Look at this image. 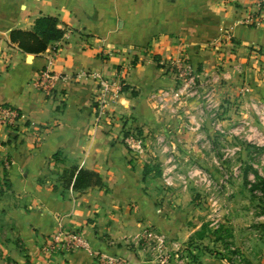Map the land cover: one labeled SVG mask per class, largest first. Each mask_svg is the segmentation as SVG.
I'll return each mask as SVG.
<instances>
[{"label": "crops", "instance_id": "0c3cea01", "mask_svg": "<svg viewBox=\"0 0 264 264\" xmlns=\"http://www.w3.org/2000/svg\"><path fill=\"white\" fill-rule=\"evenodd\" d=\"M246 4L0 0V105L25 115L16 129L0 125V264H101L87 250L45 258L41 248L60 227L84 232L93 248L129 264H153L138 245L150 224L177 243L191 237L193 184L165 187L159 170L166 158L174 157L176 169L200 167L201 178L220 182L223 151L247 148L254 155L264 148V118L253 107L264 104V17L257 27L244 24ZM41 15L57 17L64 35L41 53L23 52L10 31L32 30ZM182 57L212 90L219 127L201 113L204 98L176 97L174 68ZM46 67L60 75L52 96L35 84ZM95 74L113 83L99 119ZM237 119L240 125L228 127ZM129 131L145 139L143 153L126 143ZM161 135L167 154L159 150ZM74 167L98 172L104 185H66L64 173Z\"/></svg>", "mask_w": 264, "mask_h": 264}, {"label": "rangeland", "instance_id": "374dc122", "mask_svg": "<svg viewBox=\"0 0 264 264\" xmlns=\"http://www.w3.org/2000/svg\"><path fill=\"white\" fill-rule=\"evenodd\" d=\"M241 122L237 119L236 122L228 121L227 125H240ZM236 138V142H242L239 136ZM234 139L233 136L228 139V144L234 143ZM163 145L167 147L165 137L158 146L167 154L162 150ZM223 152L227 155L226 167L216 168L222 174L220 182L203 179L200 173L193 175V169L201 168L190 165L184 172L179 170L181 168L175 169L172 184L167 185L159 170L167 188H187L193 184L190 186L195 208L189 221L195 224V230L188 240L177 243L165 228L146 226L138 238L139 250L146 260L153 264H264V191L251 189L258 180L252 174L255 170L264 177V150L253 152L254 155L247 148L237 152L227 148ZM240 189L241 194H237Z\"/></svg>", "mask_w": 264, "mask_h": 264}, {"label": "built area", "instance_id": "2783aa9c", "mask_svg": "<svg viewBox=\"0 0 264 264\" xmlns=\"http://www.w3.org/2000/svg\"><path fill=\"white\" fill-rule=\"evenodd\" d=\"M246 15L243 19L244 24L257 27L262 24L264 17V0H247L245 6ZM231 38L229 31H226L224 40L228 41ZM54 49V45L51 46ZM175 76L179 81V86L175 93L176 97L183 96H198L204 98L205 102L202 104L201 113L203 115H209L213 119V123L216 127H219L218 122V109L217 105L211 100L212 90L206 86L207 81L201 80L198 83L199 72L197 68L190 63L187 58L182 57L175 63ZM98 79V98L96 100V110L98 117L100 118L105 114V106L108 102V98L113 91V83L104 77L95 74ZM60 75L46 67L40 71L36 77L35 84L40 88L45 96H52L56 91L57 81ZM163 98V96H160ZM264 118V104L260 106H254ZM262 109V112H260ZM25 117L22 111L16 107L8 104L0 105V125H5L9 129H16L20 126L21 120ZM262 118V117H261ZM262 118V119H263ZM159 142H163L162 136H157ZM126 143L130 149L137 154L144 152L146 141L136 131H129V134L125 138ZM166 166L163 169V180L167 185L172 184V173L176 169L175 159L173 156H168L165 160ZM193 175L198 173L203 174L201 170L193 169L191 172ZM110 246H114L113 240L108 241ZM42 253L45 258L52 256L58 251L74 252L77 250H87L94 253L100 260L101 264H129L126 259L118 254H113L109 251L101 249H95L91 246L89 238L82 231L78 230H66L59 228L55 233L50 235L43 244ZM10 264H33V263H10Z\"/></svg>", "mask_w": 264, "mask_h": 264}, {"label": "trees", "instance_id": "16d2710c", "mask_svg": "<svg viewBox=\"0 0 264 264\" xmlns=\"http://www.w3.org/2000/svg\"><path fill=\"white\" fill-rule=\"evenodd\" d=\"M64 30L59 27V19L51 15H41L34 23L32 30L13 29L10 31V41L16 44L23 52L41 53L54 41L64 35ZM259 149L264 150L260 147ZM257 182L253 190L262 188L264 191V177L256 173ZM65 184L72 185L76 190H84L90 186H103L104 182L98 172L76 167L64 173Z\"/></svg>", "mask_w": 264, "mask_h": 264}]
</instances>
